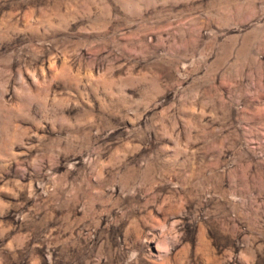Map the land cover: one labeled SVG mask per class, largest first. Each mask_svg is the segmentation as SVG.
<instances>
[{
    "label": "rangeland",
    "instance_id": "obj_1",
    "mask_svg": "<svg viewBox=\"0 0 264 264\" xmlns=\"http://www.w3.org/2000/svg\"><path fill=\"white\" fill-rule=\"evenodd\" d=\"M0 264H264V0H0Z\"/></svg>",
    "mask_w": 264,
    "mask_h": 264
}]
</instances>
